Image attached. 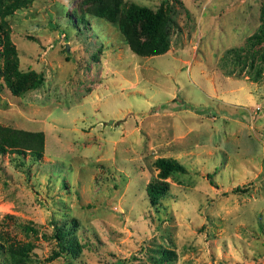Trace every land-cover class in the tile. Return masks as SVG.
<instances>
[{
  "label": "rangeland",
  "instance_id": "374dc122",
  "mask_svg": "<svg viewBox=\"0 0 264 264\" xmlns=\"http://www.w3.org/2000/svg\"><path fill=\"white\" fill-rule=\"evenodd\" d=\"M263 2L35 0L9 16L19 68L44 80L17 97L0 78V125L45 144L37 161L0 155V237L32 243L29 264H264V45L248 48ZM133 4L161 11L164 53L126 22ZM158 157L187 172L152 205ZM63 225L78 253L52 259Z\"/></svg>",
  "mask_w": 264,
  "mask_h": 264
},
{
  "label": "trees",
  "instance_id": "16d2710c",
  "mask_svg": "<svg viewBox=\"0 0 264 264\" xmlns=\"http://www.w3.org/2000/svg\"><path fill=\"white\" fill-rule=\"evenodd\" d=\"M34 2L35 0H0V78L9 92L17 97L39 87L43 83L44 77L42 73H38L35 70L23 72L19 68L18 49L11 39V28L7 18L18 10L28 9ZM107 11L105 9L100 14L107 18L110 15ZM125 18L127 23L140 27L145 38L144 42H151V46L154 45V47H150V53L158 54L166 51L167 43H163V39L159 35V29L162 24V13L160 10L153 11L133 4L127 9ZM249 41L248 48L264 45V22L256 33L249 38ZM134 45L138 53H145V47L141 42L135 41ZM237 52V49H231L227 53L236 54ZM1 87L2 84H0ZM44 144L45 135L43 131L31 132L0 125V155L7 153L15 155L22 162L24 158H31L32 161H37L43 156ZM153 165L157 170V174L147 185L146 193L149 202L152 205H156L160 199L166 197L169 193L170 185L167 179L175 174L186 173L187 168L180 161L161 157L156 158ZM20 227L25 232L38 233V229L34 226L23 225ZM42 236L43 238L47 237L43 232ZM51 237L56 240L58 251H54L50 258H58L67 252H71L72 255H75L76 252L78 253L76 239H74L75 235L67 225L62 227L54 226ZM7 239V237L5 239L0 237V255L6 256L9 264H29L30 254L33 250L32 243L18 240L8 241Z\"/></svg>",
  "mask_w": 264,
  "mask_h": 264
}]
</instances>
